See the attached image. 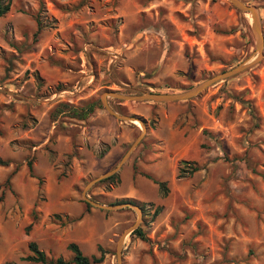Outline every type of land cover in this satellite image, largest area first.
<instances>
[{"label":"rangeland","instance_id":"rangeland-1","mask_svg":"<svg viewBox=\"0 0 264 264\" xmlns=\"http://www.w3.org/2000/svg\"><path fill=\"white\" fill-rule=\"evenodd\" d=\"M7 1L0 264H41L25 259L30 242L67 261L74 242L88 257L103 254L93 264H117V241L137 212L94 206L84 188L118 164L143 127L115 183L85 192L141 209L145 238L125 237L121 264H264V0H241L260 19L256 61L250 17L228 0ZM244 62L252 63L186 100L107 98L139 121L115 118L101 100L111 90H190ZM91 99L99 106L85 120L53 119L59 103ZM183 161L198 170L182 171ZM152 179L166 182V194Z\"/></svg>","mask_w":264,"mask_h":264},{"label":"water","instance_id":"water-1","mask_svg":"<svg viewBox=\"0 0 264 264\" xmlns=\"http://www.w3.org/2000/svg\"><path fill=\"white\" fill-rule=\"evenodd\" d=\"M228 1L236 9L247 13L250 17V26H251L252 32L254 34V37H255L256 50L258 51V57L254 60V61H256L260 56L261 45H262L260 19H259L257 8L253 5L246 4L241 0H228ZM254 61H252V62H254ZM252 62L241 63L238 66H236V67H234L228 71L214 75V76L210 77L209 79L203 81L202 83L198 84L197 86L193 87L190 90H186V91H182V92L142 91L138 94H124V93H119V92L111 90V91H107V92L103 93L101 96V100H102V103H103L105 109L108 111V113L113 115L115 118L121 119L124 121H131V122H133L135 120L139 121V119L135 118L134 115H123V114L116 113L108 105L107 98H114V99H118V100H128V101H152V102H170V101L186 100V99H189V98H192V97L198 95L201 91H203L206 87H208L212 83H214L218 80H222L223 78L229 77V76L243 70L245 67H247ZM144 135H145V128L143 127L142 132L134 139V141L132 142V144L130 145L128 150L124 153V155L119 160L118 164L115 167H113L112 169L106 171L105 173H103V174L99 175L98 177L89 181V183L84 188L85 200L94 206H97V207H100L103 209H112V210H116V209L123 208L125 206H129V207L134 208L135 211L137 212V216H138L137 220L130 227L125 229V231L120 235V237L117 241V246H116L117 264H121V259H122L121 249H122L123 240L125 239V237L128 234H131V232L133 230L137 229L139 226V223L141 221V209L130 204V203H121V204H117V205H103L101 203H98V202H95L91 199H88L85 196V192L87 191V189H89L95 183L99 182L102 179L110 177L113 174H115L116 172H118V170L121 168V166L129 159L130 155L135 150L137 145L140 143V141L142 140Z\"/></svg>","mask_w":264,"mask_h":264},{"label":"trees","instance_id":"trees-1","mask_svg":"<svg viewBox=\"0 0 264 264\" xmlns=\"http://www.w3.org/2000/svg\"><path fill=\"white\" fill-rule=\"evenodd\" d=\"M10 9L9 1L7 2H0V17L4 16ZM99 106V100L98 99H91L79 106H73L71 104L67 103H59L54 110L53 119H56L58 116L64 115L65 117L77 119V120H85L88 118L95 109ZM251 110V109H250ZM252 113V110H251ZM5 164V163H3ZM182 171H189L194 172L198 170L197 166H190L188 161H183L182 163ZM29 172H32V166L31 162L29 161L27 163ZM148 178H151L149 175H147ZM118 179V174H114L110 177H107L105 179H102L99 181V183H112L114 184L115 181ZM155 183L158 184L159 189L163 192V194H166L168 191L166 182L157 181L155 179H152ZM121 203H124L126 201H120ZM130 202V201H128ZM131 235L137 236L141 239H144V233L140 227L133 230L131 232ZM68 250L71 252V258L69 261L64 260L62 257H48L45 252L39 249L37 244L35 242L29 243V250L31 254L27 255L25 257L26 260L39 262L41 264H67L69 262H72L74 264H93V263H99L103 260V254H100L99 256L92 255L91 257L86 256L80 247L74 243L71 242L67 245Z\"/></svg>","mask_w":264,"mask_h":264}]
</instances>
